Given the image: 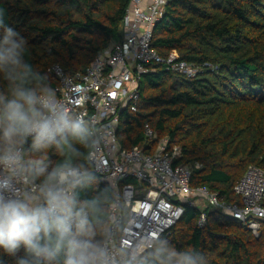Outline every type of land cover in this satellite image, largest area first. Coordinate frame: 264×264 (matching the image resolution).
<instances>
[{"label":"trees","instance_id":"1","mask_svg":"<svg viewBox=\"0 0 264 264\" xmlns=\"http://www.w3.org/2000/svg\"><path fill=\"white\" fill-rule=\"evenodd\" d=\"M130 0H0L4 23L27 41L26 59L55 87L50 68L59 64L69 74L83 72L97 54L122 38ZM153 48L163 57L177 53L197 72L189 77L153 64L140 81L138 110L120 117L123 148L141 147L169 137L181 148L179 162L192 168L193 185L220 192L241 203L235 184L251 165L264 170V0H169L154 28ZM0 91H7L0 80ZM155 132L150 140L144 132ZM75 159L92 169L88 153ZM26 159L45 158L49 169L61 162L54 148L43 153L24 145ZM87 157V158H86ZM42 179V178H41ZM39 182V180H37ZM80 200L97 198L101 209L94 222L105 240L111 201L109 183L90 173L76 189ZM264 204V203H263ZM203 206H187L169 235L180 249L195 248L207 264H264V220L255 236L243 223L219 209L205 208L207 223L198 226ZM23 254L21 249L18 255ZM63 257L53 264H62ZM16 257L0 249V264Z\"/></svg>","mask_w":264,"mask_h":264},{"label":"built area","instance_id":"2","mask_svg":"<svg viewBox=\"0 0 264 264\" xmlns=\"http://www.w3.org/2000/svg\"><path fill=\"white\" fill-rule=\"evenodd\" d=\"M169 0H130L123 23L122 38L100 51L93 62L74 75L59 64L50 68L57 81L53 94L44 103L60 106L75 117L87 118L92 125L91 155L88 160L100 180L109 183V226L105 243L113 255L133 250L149 235H169L182 219L187 206L204 210L198 226L207 223L205 208L219 209L240 220L259 236L264 220V170L251 165L235 184L234 192L241 203L228 201L220 192L193 185L192 168L179 162L181 148L169 137L141 147L123 148L118 127L123 111L136 112L140 101V81L153 70V64H165L192 77L197 69L180 61L177 53L163 57L152 46L154 28L162 20ZM145 135L153 140L154 129L144 126ZM10 179L17 191L6 195H36L34 185L22 173L0 167V179ZM35 183H39L35 181Z\"/></svg>","mask_w":264,"mask_h":264},{"label":"clouds","instance_id":"3","mask_svg":"<svg viewBox=\"0 0 264 264\" xmlns=\"http://www.w3.org/2000/svg\"><path fill=\"white\" fill-rule=\"evenodd\" d=\"M27 53L26 39L0 14V80L7 84V91H0V167L22 173L37 193L6 195L17 190L12 180L0 179V249L15 256V264H53L61 256L62 264H207L195 248H177L160 234L149 235L118 259L97 237L98 199L80 200L76 194L86 170L75 162L82 155L75 145L89 148L91 122L45 105L54 90L43 83ZM29 139L32 150L54 148L62 161L49 169L43 156L26 159Z\"/></svg>","mask_w":264,"mask_h":264},{"label":"rangeland","instance_id":"4","mask_svg":"<svg viewBox=\"0 0 264 264\" xmlns=\"http://www.w3.org/2000/svg\"><path fill=\"white\" fill-rule=\"evenodd\" d=\"M199 205L200 207L204 205V203L202 201H199Z\"/></svg>","mask_w":264,"mask_h":264}]
</instances>
